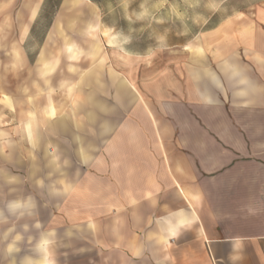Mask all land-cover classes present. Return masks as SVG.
Listing matches in <instances>:
<instances>
[{
	"label": "crops",
	"instance_id": "1",
	"mask_svg": "<svg viewBox=\"0 0 264 264\" xmlns=\"http://www.w3.org/2000/svg\"><path fill=\"white\" fill-rule=\"evenodd\" d=\"M123 38L0 0V264H264V0L161 63Z\"/></svg>",
	"mask_w": 264,
	"mask_h": 264
},
{
	"label": "rangeland",
	"instance_id": "2",
	"mask_svg": "<svg viewBox=\"0 0 264 264\" xmlns=\"http://www.w3.org/2000/svg\"><path fill=\"white\" fill-rule=\"evenodd\" d=\"M95 1L103 5L107 25L121 32L125 45L161 63L179 54L176 50L184 43L190 47L200 31L258 0Z\"/></svg>",
	"mask_w": 264,
	"mask_h": 264
}]
</instances>
